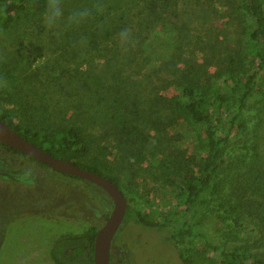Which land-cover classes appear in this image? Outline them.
<instances>
[{"label": "trees", "instance_id": "trees-1", "mask_svg": "<svg viewBox=\"0 0 264 264\" xmlns=\"http://www.w3.org/2000/svg\"><path fill=\"white\" fill-rule=\"evenodd\" d=\"M117 1L123 9L117 16L123 21L133 14L131 4L139 0ZM143 1L147 6L139 10L138 14L147 12L150 20L138 16L134 26L145 33L149 32L156 20L164 18L167 6L170 8L177 5L176 0ZM45 2L0 0V34L19 30L26 24L33 31L42 32L45 29L42 21ZM198 4L199 0H196L195 5ZM235 4L242 12L244 23L243 56L240 55V49L236 51L239 67H231L235 63L233 59L220 60L222 63H218L216 70L210 72L191 57L184 60L188 44L191 45L196 37L181 29L174 43L177 48L176 61L172 60L173 57L162 60L153 71L157 78H160V73L171 77L170 85L175 88L176 94L170 99L167 110L170 115L176 116L174 122L184 120L194 128L192 136L196 138L193 140L199 150L197 157L181 158L160 153L162 140L152 133H162L163 128L157 127L162 117L153 121L146 117V109L150 107L144 106L145 102L140 101L136 95L138 104L135 103L132 111L140 113L137 121L133 123L125 114L113 117L116 132L110 135L121 138L125 136L127 142L135 148L136 158L133 157L128 166L124 163L113 165L107 159L111 154L108 147L101 144L94 147L84 124L65 117L58 122L48 116L47 112L35 108L15 87L19 77L26 72L33 70L32 75H25L26 79L38 78V67L33 68L37 58L22 60L21 49L33 53L42 50L41 47L28 48L24 42L27 34L22 33L21 45L17 50L20 58L9 53L6 59H14L13 65L7 63L6 59L0 60V119L52 156L109 178L127 200L124 222L132 220L147 228L163 231L165 240L183 264H204L205 260L212 264H264V252L255 253L249 246L239 244L244 243L243 222L247 217L253 216L264 223V158L259 143L260 134L252 133L250 139L245 137L249 136L252 122L255 124L253 128L256 126L258 130L264 123V0H235ZM202 12L205 17L202 21H206L208 10ZM109 27H104L106 39L116 34V31H108ZM131 37L137 43L141 33L136 31ZM92 38H97V35H92ZM91 42L98 49L97 41ZM144 43L145 38H142L140 44ZM117 46L118 51L123 50L121 53L127 58L124 62L127 70L134 63L144 66L140 58L146 52L145 46L136 53L132 52L131 47L125 51L121 43ZM143 60L147 61V56ZM128 75L116 84V96L126 91V85L132 87ZM126 97L131 100L129 95ZM138 106L142 107L141 111L135 109ZM128 127L131 130H127ZM0 146L28 161L50 168L7 145ZM144 161L149 166H143ZM136 164L143 168L144 175L150 176L157 186L176 185V203L170 202L161 211V205L154 203L156 197L150 199L151 192L155 196L157 193L155 187L149 188L147 180H143L147 189L140 191V183H136L135 175L131 174L132 166ZM59 174L71 180H81ZM110 203L113 205L111 199ZM203 214L204 217L201 216ZM210 221H217L227 230L216 228L210 232L207 229ZM97 232V228H91L56 240L50 253L54 263L94 264ZM198 238L204 241L200 249L196 247Z\"/></svg>", "mask_w": 264, "mask_h": 264}, {"label": "rangeland", "instance_id": "rangeland-1", "mask_svg": "<svg viewBox=\"0 0 264 264\" xmlns=\"http://www.w3.org/2000/svg\"><path fill=\"white\" fill-rule=\"evenodd\" d=\"M195 1L176 0L177 5L167 6L164 18L156 20L145 33L134 26L138 16L150 20L147 12L138 14L147 6L143 0L131 4L133 14L123 21L117 16L123 12L117 0H64L66 16L83 8L90 9L91 14L79 26L61 28L56 32L46 27L42 32L33 31L26 24L19 30L0 34V60L5 61L9 53L20 58L17 50L22 33L27 34L24 42L28 48L41 47L42 50L33 53L21 49L22 60L37 58L33 68L38 67V78L26 79L25 75H32L33 70L26 72L19 77L15 87L35 108L47 112L58 122L65 117L84 124L94 147L97 144L108 147L111 154L107 159L113 165L124 163L128 166L135 157V148L125 136L110 135L116 132L113 117L125 114L133 123L137 121L140 113L132 111L135 103L138 104L136 95L145 102L144 106L150 107L146 109L148 115L144 116L152 121L162 117L157 125L163 128L162 133H156L155 129L152 133L162 140L160 153L181 158L197 157L199 150L193 140L196 138L192 136L194 128L184 120L174 122L176 116L167 110L170 99L176 94L170 85L171 77L160 73V78H157L153 71L162 60L173 57L172 60L176 61L174 43L181 29L196 37L191 45L188 44L184 60L191 57L210 72L222 63L220 60L233 59L235 63L231 67H239L236 51L240 49L243 56L244 23L235 0H199L198 5ZM97 4L102 6V11L96 10ZM207 10L206 21H202L205 18L202 11ZM105 26H110L108 31H116V34L106 39ZM124 29L130 30L131 35L136 31L141 33V38L131 48L136 53L145 46L146 52L140 58L144 66L134 63L127 70L124 63L127 58L117 46L121 43L120 33ZM92 35H97V38H92ZM142 38H145L144 44H140ZM91 40L97 41L98 49ZM146 56L148 60L144 61ZM6 62L13 65L14 59L8 58ZM127 75L132 87L126 85V91L116 96V84ZM141 108L135 109L141 111ZM254 125L252 122V128H249L252 132L245 137L250 139L252 133L260 134L264 158V123L259 130L256 126L253 128ZM143 166L147 167L149 163L144 161ZM132 167L131 174L135 175V182L140 183V191L147 189L143 180L148 181L150 189L156 188L157 194L153 191L156 196L151 192L150 199L156 197L154 203L161 205V211L170 202L176 203V185L159 187L150 176L144 175L141 166L136 164ZM112 207L110 199L93 183L71 180L0 146V264H55L50 254L54 242L62 236L83 233L91 228L99 230ZM208 228L210 232L216 228L227 230L217 221H210ZM243 239L244 243L239 244L249 246L255 253H263L264 223L253 216L247 217L243 222ZM203 242L198 238L196 247L202 248ZM111 253L113 264H183L165 240L163 231L147 228L132 220L120 226L112 242ZM204 264L212 263L205 260Z\"/></svg>", "mask_w": 264, "mask_h": 264}, {"label": "water", "instance_id": "water-1", "mask_svg": "<svg viewBox=\"0 0 264 264\" xmlns=\"http://www.w3.org/2000/svg\"><path fill=\"white\" fill-rule=\"evenodd\" d=\"M0 144L7 145L40 163L46 164L54 171L93 183L107 193L112 200L113 207L107 220L96 234L94 242V264H111L112 242L117 231L124 222L127 210V200L119 187L109 178L99 173L88 170L65 159L52 156L24 138L1 119Z\"/></svg>", "mask_w": 264, "mask_h": 264}, {"label": "clouds", "instance_id": "clouds-1", "mask_svg": "<svg viewBox=\"0 0 264 264\" xmlns=\"http://www.w3.org/2000/svg\"><path fill=\"white\" fill-rule=\"evenodd\" d=\"M97 11H102V6L96 5ZM91 14L87 8L76 9L69 15H65L64 0H46L45 9L42 16L44 26L49 30L56 32L61 28L77 27L83 23ZM121 47L127 51L132 45L133 40L130 30L124 29L120 33Z\"/></svg>", "mask_w": 264, "mask_h": 264}]
</instances>
